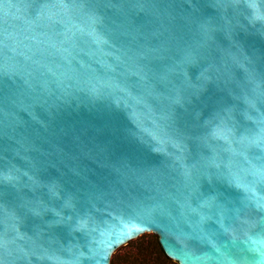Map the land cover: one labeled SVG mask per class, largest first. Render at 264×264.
<instances>
[{"label":"water","instance_id":"water-1","mask_svg":"<svg viewBox=\"0 0 264 264\" xmlns=\"http://www.w3.org/2000/svg\"><path fill=\"white\" fill-rule=\"evenodd\" d=\"M264 264V0H0V264Z\"/></svg>","mask_w":264,"mask_h":264},{"label":"rangeland","instance_id":"rangeland-1","mask_svg":"<svg viewBox=\"0 0 264 264\" xmlns=\"http://www.w3.org/2000/svg\"><path fill=\"white\" fill-rule=\"evenodd\" d=\"M113 261V262H112ZM178 264L167 258L152 232H143L114 250L110 264Z\"/></svg>","mask_w":264,"mask_h":264},{"label":"trees","instance_id":"trees-1","mask_svg":"<svg viewBox=\"0 0 264 264\" xmlns=\"http://www.w3.org/2000/svg\"><path fill=\"white\" fill-rule=\"evenodd\" d=\"M113 262V261H112ZM112 264H116V263H112Z\"/></svg>","mask_w":264,"mask_h":264}]
</instances>
